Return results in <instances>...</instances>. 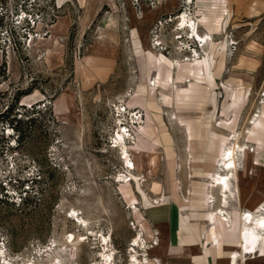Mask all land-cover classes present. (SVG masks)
<instances>
[{
    "label": "rangeland",
    "instance_id": "obj_1",
    "mask_svg": "<svg viewBox=\"0 0 264 264\" xmlns=\"http://www.w3.org/2000/svg\"><path fill=\"white\" fill-rule=\"evenodd\" d=\"M0 11V264H170L172 207L181 239L222 232L207 223L208 195L220 200L208 180L232 136L247 148L234 182L248 210L264 201V0H0ZM183 13L213 37V76L205 58L172 69L207 56L179 30Z\"/></svg>",
    "mask_w": 264,
    "mask_h": 264
},
{
    "label": "bare ground",
    "instance_id": "obj_2",
    "mask_svg": "<svg viewBox=\"0 0 264 264\" xmlns=\"http://www.w3.org/2000/svg\"><path fill=\"white\" fill-rule=\"evenodd\" d=\"M189 4L193 3V0H188ZM188 13V12H187ZM187 13H183L182 16L179 18V30L183 33L187 32L189 39L194 41V43L198 44V47L201 48L204 53L207 54L201 56L197 49L193 50L191 58L185 59L186 63L183 64L179 60H176L171 64L173 70H179L183 67V65H192L194 63H199L203 58L207 61V68H206V75L213 76L214 75V68L211 62V48L213 43V37L211 34H200V24H198L192 17L187 15ZM183 37H179L178 39H182ZM151 56L154 58H160L154 55L152 51L149 52ZM184 61V62H185ZM190 82V81H189ZM188 82V83H189ZM158 86L157 80L150 82L147 86V89H156ZM177 87V84H173L168 88V90H172ZM164 100V99H163ZM133 105H137L135 102L132 103ZM165 104V101H164ZM175 120L179 121L177 115H173ZM138 124H141L142 121L138 119ZM135 122V124H137ZM127 132V131H126ZM119 144L115 145V149L120 146L123 150L121 160H124L126 164V168L129 170H135L136 165L130 159L129 151L127 150V146L125 144V136L124 134H119ZM130 136V134L128 135ZM231 144L228 145L226 148L223 149L220 158L218 160L217 166L219 167L218 170H215L213 176L209 178L208 184L209 188L212 191H217L220 194V200L217 205V201L214 197V194L210 192L207 197V205L209 208V212L207 215V222L210 225H216L217 221H222L226 227L229 229L234 227V212L239 214V239L241 242V250L235 252L231 257L230 264H238L239 261H244L249 256H258L261 252L262 245L264 243V201H262L254 210H245L243 212L242 203H241V194L239 185L235 184V180H238L237 170H238V154L239 153H246V146L240 145L238 142V138L232 136ZM124 179L126 177H123ZM131 180V179H129ZM125 182V181H123ZM238 182V181H237ZM186 200V201H185ZM231 200L235 202V206L231 212L228 209L231 206ZM184 202L188 203L187 199L183 200ZM133 210L137 211V207L134 206ZM146 221L140 222L143 225ZM142 237L136 238L134 240L133 247H141ZM157 247L160 246L159 241L156 240ZM144 243V242H143ZM144 249L147 247L143 246ZM133 261L131 264H151L153 260H150L148 256H146L144 261H139L137 256L133 255ZM202 257V256H201ZM200 257V258H201ZM199 258V259H200ZM257 258V257H256ZM111 256L107 258L106 264H109L111 261ZM201 260V259H200ZM58 258H55L52 264H57ZM58 264H61L60 261ZM112 264V262H110Z\"/></svg>",
    "mask_w": 264,
    "mask_h": 264
},
{
    "label": "crops",
    "instance_id": "obj_3",
    "mask_svg": "<svg viewBox=\"0 0 264 264\" xmlns=\"http://www.w3.org/2000/svg\"><path fill=\"white\" fill-rule=\"evenodd\" d=\"M191 130H193V128H191ZM251 196L252 194H247L244 196L241 195L243 212L245 210L248 211L247 203L249 202ZM145 205L148 206L150 203H145ZM136 214H140L138 218L139 223L146 221L141 212L139 213L137 211ZM179 216L180 215L177 214L176 208L172 207L168 232L169 235L167 238L168 241L165 248L169 257H174L169 259L170 264H176V262L179 261L176 257L180 256H184V258L179 261L182 262V264H230L233 254L241 250V242L239 239L240 221L238 213L234 212L233 214L234 227L231 229L226 227L222 221H217V223L219 222L221 224L222 232H220V235L217 234L218 236L214 238L212 237V234L209 233L205 237H202V235H199V237L196 235L194 237L192 234H190L188 236H184V238L181 239L179 236ZM208 225L213 227V225H210L209 223ZM202 241H205V243ZM176 248H179V250H182L183 252L177 254L175 252ZM187 251H192L193 253L186 257ZM256 257L247 255L246 259L244 261H239L238 264H264V243L262 245L261 252ZM151 264L162 263L159 262L158 259H154Z\"/></svg>",
    "mask_w": 264,
    "mask_h": 264
},
{
    "label": "trees",
    "instance_id": "obj_4",
    "mask_svg": "<svg viewBox=\"0 0 264 264\" xmlns=\"http://www.w3.org/2000/svg\"><path fill=\"white\" fill-rule=\"evenodd\" d=\"M33 15H37V14H33ZM18 17V16H17ZM4 18H5V15L4 14H2V12L0 11V22L1 21H3L4 20ZM33 18V16H30L29 18H27V16H26V22H28V21H30L31 19ZM18 19H19V17L17 18V21H18ZM12 33V35H14L13 34V32H11ZM15 34H16V32H14ZM11 111H13V108H11L10 109V112ZM2 117H0V119H1ZM14 129H16V130H18V132H19V137L22 135V131L16 126V125H14ZM24 138V136H21V140H20V142H22V139Z\"/></svg>",
    "mask_w": 264,
    "mask_h": 264
}]
</instances>
